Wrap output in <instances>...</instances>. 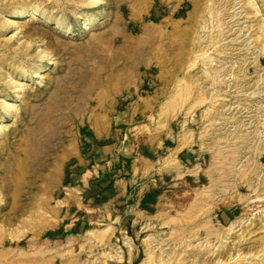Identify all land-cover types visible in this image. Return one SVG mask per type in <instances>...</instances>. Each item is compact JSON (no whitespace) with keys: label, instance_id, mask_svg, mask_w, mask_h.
Here are the masks:
<instances>
[{"label":"rangeland","instance_id":"obj_1","mask_svg":"<svg viewBox=\"0 0 264 264\" xmlns=\"http://www.w3.org/2000/svg\"><path fill=\"white\" fill-rule=\"evenodd\" d=\"M86 1L0 0V264H264V0Z\"/></svg>","mask_w":264,"mask_h":264},{"label":"bare ground","instance_id":"obj_2","mask_svg":"<svg viewBox=\"0 0 264 264\" xmlns=\"http://www.w3.org/2000/svg\"><path fill=\"white\" fill-rule=\"evenodd\" d=\"M103 2V0H87L85 3H86V9H89V10H91L92 9V7L93 6H97V5H99V4H101ZM228 3H230V0H207V2H205V4L202 6V5H196V8L198 9V10H200V9H202V8H204V17H201L202 18V20L204 21V24H202V26L201 27H203V25H205V27L206 26H208V23H209V25L211 24V22L213 21H215L216 19H219L220 18V14L222 13V8L225 6V4H228ZM202 4V3H201ZM245 5L247 6H251V7H253V8H256V6L254 5V0H247V2L245 3ZM58 6V5H57ZM53 7L54 8H56V6H54L53 5ZM60 7V6H59ZM250 7V8H251ZM255 11V10H254ZM257 13H260V11H257ZM246 14V13H245ZM43 15V16H42ZM13 16H14V20L15 19H24V18H29L31 21H37V20H43V22H44V24H47V25H52L53 24V26H54V24H56V26H55V29H62V27H63V25H62V23L59 21V20H57V19H55V18H53V17H49V16H47L46 14H43V11H42V9L39 7V6H36V5H33V6H30V7H17V9L13 12ZM42 16V17H41ZM247 16V15H246ZM251 16V15H250ZM41 17V18H40ZM77 18L78 19H80L81 18V15L80 14H78L77 15ZM203 21H201V22H203ZM221 21V20H220ZM219 21V22H220ZM217 22H218V20H217ZM98 23V21H97V18H95V17H93V16H91V17H87V19H86V21H85V25H84V29L85 30H91L92 28H93V26H95L96 24ZM221 23V22H220ZM16 24V23H15ZM223 24V23H222ZM9 25H10V23H9ZM214 25H215V23H214ZM220 26V25H219ZM260 26H262V25H260ZM222 27H224V26H222ZM207 28V27H206ZM210 28V27H209ZM259 28H261V27H259ZM218 29H220V27L218 28ZM217 29V30H218ZM253 29V28H252ZM210 30L211 29H209L208 31L210 32ZM213 30H215V27H214V29ZM224 30V29H223ZM249 30V29H248ZM247 30V31H248ZM202 31V30H201ZM206 31V30H205ZM204 31V32H205ZM216 31V30H215ZM242 31V30H241ZM259 31H260V29H259ZM258 31V32H259ZM261 31L262 32H260L259 33V37L257 38L258 40H260L261 41V43H262V46H261V52H263L264 53V27H262L261 28ZM64 32H65V36H71V35H73V29L72 28H66L65 26H64ZM203 32V31H202ZM214 33V32H213ZM237 34V33H236ZM225 35V34H224ZM223 37V32L221 31V29L219 30V31H217V35H213L212 37H211V41L210 42H208V43H205L204 45H202L203 46V50H202V54L199 56V57H202L201 59H203L202 61L204 62V66L206 67V66H210V65H214V63H216V61H217V58L216 57H214V56H212V55H208V53H209V50H206V48H208V47H210V46H212V47H218V46H220V48L219 49H217L216 51L218 52V53H220V54H222V53H224V49H222L221 47V42H222V38ZM252 37V36H251ZM201 38V37H200ZM205 39V38H204ZM203 39V40H204ZM208 39V38H207ZM201 40V39H200ZM200 40H198V41H200ZM257 40V41H258ZM248 41V40H247ZM237 43V42H236ZM198 44H199V42H198ZM256 44H257V42H256ZM246 47V46H245ZM248 48V47H247ZM29 49V48H28ZM256 49V48H255ZM200 51V50H199ZM249 51V50H248ZM45 52V51H44ZM42 53L41 54V56H42V58H46L48 55H47V52H45V53ZM194 52H196V50L194 51ZM197 54V53H196ZM200 54V53H199ZM218 55V54H217ZM196 56V55H195ZM198 56V55H197ZM219 56V55H218ZM226 56V55H225ZM199 57H198V59H199ZM239 58V57H238ZM197 59V58H196ZM197 61V60H196ZM237 61V60H236ZM239 61V60H238ZM238 61H237V63H238ZM245 62L246 61H243V62H241V64H239L240 65V68L238 67V71H239V69L240 70H242L243 69V67H244V65H245ZM195 64H196V62H195ZM203 63H201V65H202ZM218 64V63H217ZM230 64V63H229ZM253 64V63H252ZM251 64V65H252ZM194 65V64H193ZM219 65V64H218ZM238 65V64H237ZM200 66V65H199ZM193 67V66H192ZM194 67H195V65H194ZM203 67V66H202ZM222 67V66H221ZM224 68H225V66H223ZM202 69V68H201ZM47 70H48V64H46V63H44L43 65H41V66H39V67H37L36 69H34L33 70V78L34 77H41L42 76V74L43 73H46L47 72ZM221 68L220 69H216L214 66L213 67H211V68H206V72H208L209 74H207V75H209V76H218L220 73H221ZM254 70V69H253ZM200 71V70H199ZM225 71H229V72H231L232 74L234 73V74H236V72H237V70H236V68H235V65H233L232 67H230V69H228V70H226L225 69ZM253 72V71H252ZM205 73V72H204ZM21 75L23 76V77H25L26 76V73H21ZM234 76V75H233ZM236 76V75H235ZM249 76H251V75H249ZM220 77V75L218 76V78ZM222 77V76H221ZM228 77V76H227ZM226 77V78H227ZM264 77V76H263ZM237 78H239V77H237ZM221 78H219V80H220ZM223 79H225V78H223ZM231 79V78H230ZM229 79V80H230ZM264 80V79H263ZM222 82V81H221ZM224 82V81H223ZM234 84V83H233ZM20 85V84H19ZM248 85V84H247ZM218 98V97H217ZM215 102V101H214ZM222 102V101H221ZM217 103V102H216ZM212 106V105H211ZM217 107V106H216ZM215 108V107H214ZM251 109V108H250ZM11 110H12V108H11V105H10V102L9 101H5V108H4V116H6V115H9L10 113H11ZM223 120V119H222ZM228 123V122H227ZM6 129V128H5ZM1 131H2V127L0 126V133H1ZM258 154V153H257ZM249 172V171H248ZM251 173V172H250ZM249 174V173H248ZM252 174H255V175H259V167H257V168H255L254 170H252ZM247 176L248 175H246V179H247ZM260 176V175H259ZM251 179V178H250ZM263 181V180H262ZM262 181H261V183H262ZM258 182V181H257ZM249 183V182H248ZM264 183V182H263ZM250 185L252 186V183L250 182ZM261 185V184H260ZM262 186V185H261ZM254 188H256V186L254 187ZM262 191V190H261ZM253 192V191H252ZM213 193V192H212ZM238 193V192H237ZM241 195V194H240ZM254 195V194H253ZM263 196V195H262ZM258 197V196H257ZM255 198V197H254ZM253 198V199H254ZM252 199V200H253ZM258 199L262 202V201H264V198L263 197H258ZM251 200V201H252ZM255 200V199H254ZM246 204V203H245ZM263 214V213H262ZM261 214V215H262ZM257 216V215H256ZM251 217V216H250ZM249 217V218H250ZM262 217V216H261ZM244 219V218H243ZM242 219V220H243ZM253 219V218H252ZM259 219H260V217H259ZM236 220V219H235ZM243 222V221H242ZM263 222H264V219H263ZM246 223H247V221H246ZM251 223V222H250ZM240 225V224H239ZM215 228V227H214ZM227 228V227H226ZM217 229V228H216ZM224 229V228H223ZM210 230V229H209ZM231 230L232 229H229V231L231 232ZM214 231V230H213ZM228 231V230H227ZM222 232V231H221ZM208 234V233H207ZM212 235L213 236H217V239L218 240H222V241H224V239H225V233L224 234H222V233H217V232H214V233H212ZM209 236V235H208ZM228 236V235H227ZM195 239V238H194ZM238 239V238H237ZM203 240V239H202ZM201 240V241H202ZM240 240V239H239ZM238 241V240H237ZM241 243V242H240ZM210 244V243H209ZM226 244V243H225ZM190 245V244H189ZM216 245H218V243L216 244ZM216 245H214V246H216ZM264 245V244H263ZM208 247H209V245H208ZM199 248V247H198ZM211 248V247H210ZM216 248V247H215ZM238 249V248H237ZM198 250V249H197ZM200 250V249H199ZM208 250H211V249H209L208 248ZM202 251V250H201ZM214 251V250H213ZM151 252H152V250H151ZM212 252V251H211ZM217 252V251H216ZM237 252V251H236ZM4 253V252H3ZM194 253V252H193ZM251 253V252H250ZM169 254V253H168ZM180 254V253H179ZM214 254V253H213ZM7 255H9V254H7ZM23 255V254H22ZM153 255V254H152ZM161 255V254H160ZM238 255V254H237ZM245 255V254H244ZM248 255V254H247ZM5 256V255H4ZM26 256V255H25ZM119 256V255H118ZM203 256V255H202ZM212 256V255H211ZM7 257V256H6ZM154 257V256H153ZM184 257V256H183ZM197 257V256H196ZM195 257V258H196ZM241 257V256H240ZM243 257V256H242ZM150 258H152V257H150ZM169 258V257H168ZM204 258V257H203ZM230 258H231V256H230ZM176 259V258H175ZM198 259V258H197ZM213 259V258H212ZM233 259V258H232ZM234 259H236L235 257H234ZM239 259V258H238ZM151 260V259H150ZM152 260H153V258H152ZM170 260H172V259H170ZM217 260V259H216ZM244 260H245V258H244ZM258 260V259H257ZM161 261V260H160ZM177 261H178V259H177ZM176 261V262H177ZM182 261V260H181ZM219 262H220V259L218 260ZM222 261V260H221ZM232 261H234V260H232ZM237 261V260H236ZM255 261V260H254ZM259 261V260H258ZM165 262V261H164ZM170 262V261H169ZM179 262H180V260H179ZM207 262V261H206ZM206 262H203L202 264H204V263H206ZM157 263V262H156ZM159 263V262H158ZM175 263V262H174ZM178 263V262H177ZM177 263H175V264H177ZM222 263H223V261H222ZM260 263H261V261H260ZM160 264V263H159ZM163 264H166V263H163ZM170 264H172V263H170ZM219 264V263H218ZM233 264H234V262H233ZM251 264H252V261H251Z\"/></svg>","mask_w":264,"mask_h":264}]
</instances>
